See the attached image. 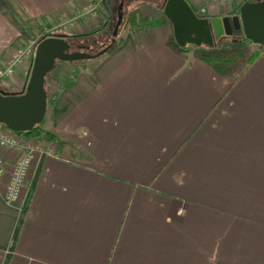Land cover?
I'll list each match as a JSON object with an SVG mask.
<instances>
[{
    "label": "crops",
    "instance_id": "obj_1",
    "mask_svg": "<svg viewBox=\"0 0 264 264\" xmlns=\"http://www.w3.org/2000/svg\"><path fill=\"white\" fill-rule=\"evenodd\" d=\"M244 1L187 0L204 17ZM90 2L0 0V69L31 21L89 33L99 18L78 12ZM174 42L167 23L128 27L53 88L40 127L56 140L38 139L51 153L31 161L24 206L0 179V264H264V51L220 76ZM30 65L0 88L20 92Z\"/></svg>",
    "mask_w": 264,
    "mask_h": 264
},
{
    "label": "water",
    "instance_id": "obj_2",
    "mask_svg": "<svg viewBox=\"0 0 264 264\" xmlns=\"http://www.w3.org/2000/svg\"><path fill=\"white\" fill-rule=\"evenodd\" d=\"M124 0L117 7V20L108 44L95 52L90 45L76 44L65 34L42 37L36 44L25 87L20 92L0 88V123L15 132L31 130L40 124L47 109L45 79L58 61L91 60L105 54L115 42L123 19ZM162 13L170 22L179 47L215 46L225 37L242 32L252 43L264 46V0L244 1L237 14L204 17L187 0H164Z\"/></svg>",
    "mask_w": 264,
    "mask_h": 264
},
{
    "label": "rangeland",
    "instance_id": "obj_3",
    "mask_svg": "<svg viewBox=\"0 0 264 264\" xmlns=\"http://www.w3.org/2000/svg\"><path fill=\"white\" fill-rule=\"evenodd\" d=\"M103 1H105V4L110 7L111 12L106 11L105 14L103 11ZM162 1L163 0H126L123 3L122 11H123V19L122 23L118 29L117 36L115 37V41L118 42L120 39V36L123 34L126 28H128V25H126V19L130 11L138 10L140 16L143 14L148 15H155L156 17L154 19H158L160 21H167L165 16L163 17L162 13ZM120 0H95V2L88 3L90 6H92L95 9V13L93 15L89 14H83L82 16H89L94 18H99L97 20V23L94 25L93 28H91V31L86 34H81L82 36L79 37V40L81 42H84L85 39L90 41L88 44L90 45V52H95L99 50L102 46H105L110 42L111 39V32L113 30L114 24L117 20V7L119 5ZM86 4V5H88ZM83 9V8H82ZM150 16H148V19H153ZM153 19V20H154ZM48 23H45L43 20L38 21H31L30 27L27 29V32L24 36H21L19 39V45L20 47L30 46L33 47L36 45V43L44 36L54 35V34H71L73 33L75 29V25H73V20L65 19V20H47ZM168 24V23H167ZM134 29V28H133ZM70 37V36H69ZM84 39V40H83ZM227 38L226 40H228ZM91 42H93L91 44ZM220 44H223V41L219 42ZM174 44H176L174 42ZM192 45H188V49L192 50ZM192 55V53L190 52ZM88 60H78V61H58L53 69L48 73L47 79H46V86L48 85V89L50 92L51 97L54 96L55 91L57 90V86L59 82L63 78L69 77L77 68H79L80 65L86 63ZM244 67V64L240 63L237 65V67L234 69L236 71L241 70ZM235 71V72H236ZM28 139H32L30 136H28Z\"/></svg>",
    "mask_w": 264,
    "mask_h": 264
},
{
    "label": "trees",
    "instance_id": "obj_4",
    "mask_svg": "<svg viewBox=\"0 0 264 264\" xmlns=\"http://www.w3.org/2000/svg\"><path fill=\"white\" fill-rule=\"evenodd\" d=\"M41 20H43L45 23H48L47 18H41ZM163 23L170 24L168 20L162 22L158 19L153 20V19H148L147 17L140 16L138 10L130 11L126 19V25H128V27L132 29L134 28L135 30L153 27L156 25H161ZM81 36H82L81 34L73 35L71 36V38L79 39V37ZM227 38L229 39L226 40ZM84 41L87 42V39H85ZM222 41L223 44L217 43L215 46L212 47L192 46L193 47L192 50H189L188 46L179 47L177 45V51L183 57H186L187 54L191 52L193 58L204 62L207 66H209L215 73H217L220 76L229 75L231 71H233L240 63L244 64L243 68H247L260 55V53L264 51L263 45H257L252 43L250 40L244 37L242 32H236L234 36L225 37L222 39ZM116 42L117 41L113 43L111 48L114 47ZM76 72L77 71L75 70L69 77L66 78L62 77V80L59 82L57 86V90L59 91L65 88L66 86H68L72 78L76 74ZM46 79H45V86H46ZM55 99H56L55 95L53 97L47 96V105L53 104ZM40 124L34 126L29 131L17 132V133L23 134L25 136H30L31 138H35V139L46 138L47 140L55 141L56 137L52 133L42 129L40 127Z\"/></svg>",
    "mask_w": 264,
    "mask_h": 264
},
{
    "label": "built area",
    "instance_id": "obj_5",
    "mask_svg": "<svg viewBox=\"0 0 264 264\" xmlns=\"http://www.w3.org/2000/svg\"><path fill=\"white\" fill-rule=\"evenodd\" d=\"M82 8L78 12V15H93L95 13V9L89 4ZM195 11L198 15L203 16L202 14H204L205 9L201 8ZM35 47L36 45L33 47L25 46L15 51L6 67L0 69L1 83L14 74L15 69L24 59L30 58L32 61ZM0 150H5L14 155L12 165L9 167L5 154H0V179L7 176L3 188V199L8 204L24 206L28 193H23V189L31 161L37 152L50 154L51 150L42 148L38 139H28V136L19 134L2 123H0Z\"/></svg>",
    "mask_w": 264,
    "mask_h": 264
},
{
    "label": "flooded vegetation",
    "instance_id": "obj_6",
    "mask_svg": "<svg viewBox=\"0 0 264 264\" xmlns=\"http://www.w3.org/2000/svg\"><path fill=\"white\" fill-rule=\"evenodd\" d=\"M121 1V0H120ZM125 1V0H124ZM73 39V38H72ZM73 41L75 42V45L76 44H83V45H86L87 44V42H88V40H87V42H81L79 39H73ZM89 43V42H88ZM91 44H92V42H91Z\"/></svg>",
    "mask_w": 264,
    "mask_h": 264
}]
</instances>
